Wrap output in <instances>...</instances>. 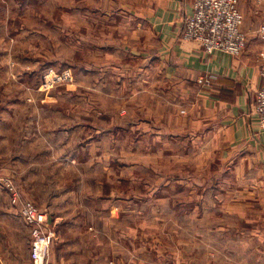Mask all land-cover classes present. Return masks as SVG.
Here are the masks:
<instances>
[{
	"label": "rangeland",
	"instance_id": "rangeland-1",
	"mask_svg": "<svg viewBox=\"0 0 264 264\" xmlns=\"http://www.w3.org/2000/svg\"><path fill=\"white\" fill-rule=\"evenodd\" d=\"M146 1L0 0V168L56 229L49 263L252 264V189L153 64Z\"/></svg>",
	"mask_w": 264,
	"mask_h": 264
},
{
	"label": "crops",
	"instance_id": "crops-1",
	"mask_svg": "<svg viewBox=\"0 0 264 264\" xmlns=\"http://www.w3.org/2000/svg\"><path fill=\"white\" fill-rule=\"evenodd\" d=\"M146 3L147 7L140 8V15L147 33L154 37L153 64L162 67L172 90L180 91L177 97L188 99L185 104L189 99H198L199 111L195 114L199 117L201 141L218 153L220 161L230 163L231 172L225 178H233L243 186L241 193L246 191V185L252 189V225L262 221L264 224V130L254 108L256 95L263 86L264 2L239 0L247 42L238 56L223 51L209 54L200 43L183 39L185 21L193 12L195 0ZM185 110L187 114L189 108L185 106ZM1 215L0 264H31L30 251L27 255L17 250L16 238L10 235L7 225L17 221L23 224V220L13 209L5 208ZM24 226L31 242L30 231ZM252 238L264 244V232L254 233ZM57 254L53 252L51 264H62ZM252 256L256 260L252 264H264V248L252 250Z\"/></svg>",
	"mask_w": 264,
	"mask_h": 264
},
{
	"label": "built area",
	"instance_id": "built-area-1",
	"mask_svg": "<svg viewBox=\"0 0 264 264\" xmlns=\"http://www.w3.org/2000/svg\"><path fill=\"white\" fill-rule=\"evenodd\" d=\"M262 3L264 0H256ZM239 0H195L193 12L186 18L183 39L200 43L206 53L223 51L233 56L246 48V34L242 31L244 15ZM264 33V27L261 28ZM263 86L255 99V113L264 130V51L261 53ZM0 188L8 195L10 205L30 231L31 264H50L49 257L57 234L44 214L32 201L25 200L15 181L0 168ZM107 264H121L109 261ZM125 264H134L128 262Z\"/></svg>",
	"mask_w": 264,
	"mask_h": 264
}]
</instances>
